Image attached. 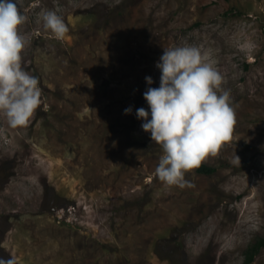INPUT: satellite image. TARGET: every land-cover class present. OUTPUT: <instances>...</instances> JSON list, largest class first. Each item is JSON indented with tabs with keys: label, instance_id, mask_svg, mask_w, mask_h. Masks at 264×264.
<instances>
[{
	"label": "rangeland",
	"instance_id": "rangeland-1",
	"mask_svg": "<svg viewBox=\"0 0 264 264\" xmlns=\"http://www.w3.org/2000/svg\"><path fill=\"white\" fill-rule=\"evenodd\" d=\"M20 8L44 103L25 127L0 121V264H245L264 236V0ZM43 10L63 17L62 41L47 38ZM184 45L215 62L236 123L201 162L215 172L195 169L181 189L156 177L161 149L136 110L145 77L159 87L163 48ZM249 264H264V247Z\"/></svg>",
	"mask_w": 264,
	"mask_h": 264
},
{
	"label": "clouds",
	"instance_id": "clouds-1",
	"mask_svg": "<svg viewBox=\"0 0 264 264\" xmlns=\"http://www.w3.org/2000/svg\"><path fill=\"white\" fill-rule=\"evenodd\" d=\"M26 19L20 0H0V121L12 129L27 126L44 103L39 77L23 62L22 53L30 44L20 31ZM40 22L49 39L62 41L68 32L57 11L43 10ZM214 65L199 47L174 46L163 48L156 63L159 87H151L152 77H145L148 107L138 108L136 118L161 149L155 175L167 186L193 187L186 174L231 138L235 108ZM131 113V107L124 109L125 115Z\"/></svg>",
	"mask_w": 264,
	"mask_h": 264
},
{
	"label": "trees",
	"instance_id": "trees-1",
	"mask_svg": "<svg viewBox=\"0 0 264 264\" xmlns=\"http://www.w3.org/2000/svg\"><path fill=\"white\" fill-rule=\"evenodd\" d=\"M230 11L227 12L229 14ZM198 172L205 174H212L215 172L216 168L213 166H209L207 164H201L199 168H197ZM264 247V236L259 237L256 242L252 243L250 247L245 251L246 260L245 264H249L255 260V256L261 251Z\"/></svg>",
	"mask_w": 264,
	"mask_h": 264
}]
</instances>
